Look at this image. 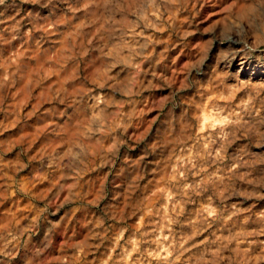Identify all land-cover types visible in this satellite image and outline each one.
Instances as JSON below:
<instances>
[{"label": "rangeland", "instance_id": "rangeland-1", "mask_svg": "<svg viewBox=\"0 0 264 264\" xmlns=\"http://www.w3.org/2000/svg\"><path fill=\"white\" fill-rule=\"evenodd\" d=\"M0 264H264V0H0Z\"/></svg>", "mask_w": 264, "mask_h": 264}]
</instances>
